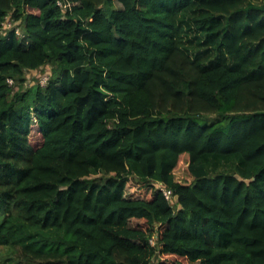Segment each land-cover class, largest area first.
Listing matches in <instances>:
<instances>
[{"label":"trees","instance_id":"1","mask_svg":"<svg viewBox=\"0 0 264 264\" xmlns=\"http://www.w3.org/2000/svg\"><path fill=\"white\" fill-rule=\"evenodd\" d=\"M58 1L0 0L2 264H264V0Z\"/></svg>","mask_w":264,"mask_h":264},{"label":"rangeland","instance_id":"2","mask_svg":"<svg viewBox=\"0 0 264 264\" xmlns=\"http://www.w3.org/2000/svg\"><path fill=\"white\" fill-rule=\"evenodd\" d=\"M118 4V3H117ZM119 5V4H118ZM11 23V25H9ZM19 23H13V22H9V20L7 21V25L6 28L3 29L4 31V35L7 33V31L12 28V27H17L19 28V33L20 35L23 34V27L22 26H18ZM48 70L49 73L52 70L51 66H47L45 69H43L41 72H27L26 73V83L23 87V90L27 91L29 88L33 87L34 85H36L37 83H40V77L42 76V80L46 77L49 76V74H47L46 71ZM45 76V77H43ZM41 80V81H42ZM16 91L18 90V87L15 89ZM41 134L39 133V129L36 125L33 126V133H32V142L33 144H36L37 142H40L41 140ZM188 163H189V157L187 155H183L180 159V162L177 166V168L175 169V177L176 180L183 183V184H189L193 181V177L191 176V174L188 171ZM129 191L131 193H134V195H141L142 197H147L150 198L152 192H148L146 190L145 187H143L142 185H140L136 180L132 181L129 187ZM134 225H139L141 227H143V224H140L139 222H134ZM8 254V250L7 248L4 247H0V264H2L3 261V257H5ZM158 259L162 262H166L167 264H190L188 261H186L185 259H181L175 256H158Z\"/></svg>","mask_w":264,"mask_h":264},{"label":"built area","instance_id":"3","mask_svg":"<svg viewBox=\"0 0 264 264\" xmlns=\"http://www.w3.org/2000/svg\"><path fill=\"white\" fill-rule=\"evenodd\" d=\"M58 5H59L62 9H64V10H66V8H67V5H66V3H65V0H59V1H58ZM9 22H10V21H9ZM6 25H7V21H6V23H3L2 27L0 28V34H4L3 29L6 28ZM9 25H11V23H10ZM17 32H18V34H20V33H19V29H17ZM44 77H45V76H44ZM48 80H49V77L46 76V77L41 81V84H42L43 86L46 85V83H47ZM10 82L12 83V81H10ZM162 189H163V192H164L166 198H167V199H171V192L168 191V190H166L164 187H162Z\"/></svg>","mask_w":264,"mask_h":264},{"label":"water","instance_id":"4","mask_svg":"<svg viewBox=\"0 0 264 264\" xmlns=\"http://www.w3.org/2000/svg\"><path fill=\"white\" fill-rule=\"evenodd\" d=\"M237 178L240 182L246 183V184H251L252 182L255 181V178L252 179H244L241 176L237 175Z\"/></svg>","mask_w":264,"mask_h":264}]
</instances>
